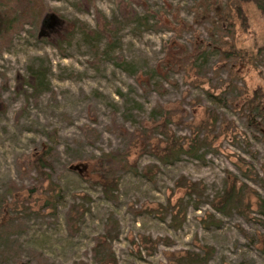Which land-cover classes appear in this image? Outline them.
Returning <instances> with one entry per match:
<instances>
[{
	"label": "rangeland",
	"instance_id": "rangeland-1",
	"mask_svg": "<svg viewBox=\"0 0 264 264\" xmlns=\"http://www.w3.org/2000/svg\"><path fill=\"white\" fill-rule=\"evenodd\" d=\"M225 1L43 0L41 23L0 49V264H264L255 194L239 211L211 204L229 173L264 200V17L245 2L231 32L201 19ZM231 50L244 58L229 76ZM211 111L196 155L159 160L156 124L187 141ZM45 145L40 183L28 163Z\"/></svg>",
	"mask_w": 264,
	"mask_h": 264
},
{
	"label": "trees",
	"instance_id": "trees-1",
	"mask_svg": "<svg viewBox=\"0 0 264 264\" xmlns=\"http://www.w3.org/2000/svg\"><path fill=\"white\" fill-rule=\"evenodd\" d=\"M245 2L252 3L256 9L263 15L264 17V0H226L223 5H216L212 4L210 10L207 9L205 16L201 18V16H197L204 21H210L212 25L218 24L224 28L227 32H231V27L233 26V19L240 17L243 13V4ZM46 7L43 3V0H0V49L6 47L9 44L12 36L18 33L25 24H31L35 27L41 23L43 16L45 14ZM210 11L212 14L210 15ZM196 19V20H197ZM187 28L186 24H183L182 29ZM232 34V33H231ZM86 37H92L93 39L95 35H89L86 31L84 32ZM192 57V56H190ZM189 57V58H190ZM189 58L185 60L186 63H190ZM221 59H228V65H224L227 67L229 71V76L233 73L232 69L230 68V64H233L237 61L243 60L244 55L238 50H231V51H224L221 52L220 55ZM243 62V61H242ZM160 84L157 83V86ZM245 105L242 108V114L248 119L251 120L252 111L255 108H259L258 104L256 105V96L249 97L245 101ZM211 122H201V126L197 128V131L194 130V135L192 138H189L186 141L184 137H176L174 134H171L170 129L168 126L163 124H156L155 129L160 132V134L164 137L162 141L165 143L164 146L159 147L156 146V154L160 161L164 163L172 162L176 160L181 154H186L189 156L196 155L197 151L200 150L203 143V136L199 134L198 129H202L203 131H214V126L216 124L218 114L214 111H211ZM170 118V116L166 117L165 121ZM254 127L261 131L262 126L264 125L259 122H254ZM53 148L50 145H45L40 150H37L34 157L28 163V169H34L37 172V175L40 177L38 181L43 182L45 178H47V172L43 169L44 166L51 168L52 167V155H53ZM111 154H105V157H111ZM123 155H114L111 158V162L114 163L118 161L119 165L124 169L128 167L125 161L119 160V158H123ZM239 165H237L238 169L242 173V175L246 178H255L256 173L250 164H246L243 160H239ZM115 173L114 170L106 171L103 174V177L98 181L100 182L104 192L107 196L113 194L118 188L117 182L112 181L111 177ZM231 177L228 180H231L230 184L228 185V181H226L224 185V191L219 194L216 199L211 203L214 210L225 214L228 210L235 209L239 211L240 208L243 207L244 201L246 196L250 194H255L256 199V213L258 215L257 220L264 227V200L262 197L248 185H236L237 179L234 175L229 173ZM108 177V178H107ZM244 184V183H243ZM181 185L187 186V183H183ZM179 186V184H178ZM34 189V187H32ZM190 194L194 191L195 184H189L187 186ZM15 186H11V190H15ZM4 199V198H3ZM3 202H0V214ZM111 235V234H109ZM103 251V250H102ZM97 252L96 253H101ZM189 258L187 261L189 263H196L199 261H203L204 257H200L197 254H189ZM6 264V263H5ZM21 264V263H16Z\"/></svg>",
	"mask_w": 264,
	"mask_h": 264
}]
</instances>
